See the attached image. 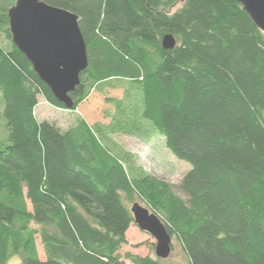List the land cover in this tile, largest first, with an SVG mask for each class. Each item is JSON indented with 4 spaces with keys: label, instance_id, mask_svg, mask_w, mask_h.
<instances>
[{
    "label": "trees",
    "instance_id": "trees-1",
    "mask_svg": "<svg viewBox=\"0 0 264 264\" xmlns=\"http://www.w3.org/2000/svg\"><path fill=\"white\" fill-rule=\"evenodd\" d=\"M44 1L78 16L87 44L69 111L99 85L129 80L142 120L191 165L187 199L131 177L85 119L68 130L38 119L40 97L66 108L12 41L16 0H0V264H166L120 254L136 198L189 264H264V33L239 0ZM166 35L173 50L162 48Z\"/></svg>",
    "mask_w": 264,
    "mask_h": 264
},
{
    "label": "rangeland",
    "instance_id": "rangeland-1",
    "mask_svg": "<svg viewBox=\"0 0 264 264\" xmlns=\"http://www.w3.org/2000/svg\"><path fill=\"white\" fill-rule=\"evenodd\" d=\"M182 5L183 2L178 3L172 12ZM1 44L6 45L5 39H1ZM139 91L129 80L115 79L105 82L97 87L89 100L76 113L51 105L45 108L47 103L40 97L36 116L41 121L54 122L63 130L75 126L79 117L85 119L105 146L123 161L131 177L148 176L167 183L176 196L186 200L181 185L183 178L191 170V165L175 158L168 150L164 138L150 123L142 120L140 113L142 98ZM3 111V99L0 94V113ZM6 136L7 133L0 127V137ZM135 202L148 208L139 198H136ZM129 206L131 208L133 204ZM29 209L31 210L30 205ZM126 239L127 244L120 251L122 257L127 253L141 257L149 255L155 257V249L152 248L155 239L149 233L141 231L135 224L127 232ZM37 244L40 256L44 259L39 239ZM165 263L189 264L181 245L175 238H173L172 255L165 260ZM9 264H21V259L16 257ZM125 264L132 263L125 260Z\"/></svg>",
    "mask_w": 264,
    "mask_h": 264
},
{
    "label": "water",
    "instance_id": "water-1",
    "mask_svg": "<svg viewBox=\"0 0 264 264\" xmlns=\"http://www.w3.org/2000/svg\"><path fill=\"white\" fill-rule=\"evenodd\" d=\"M255 25L264 33V0H239ZM12 41L26 56L39 78L67 110L81 84L80 76L89 67L88 49L75 14L48 5L44 0H17L9 13ZM177 45L172 35L162 40L164 50ZM134 224L155 239V257L168 260L173 238L159 217L134 203L130 208Z\"/></svg>",
    "mask_w": 264,
    "mask_h": 264
},
{
    "label": "crops",
    "instance_id": "crops-1",
    "mask_svg": "<svg viewBox=\"0 0 264 264\" xmlns=\"http://www.w3.org/2000/svg\"><path fill=\"white\" fill-rule=\"evenodd\" d=\"M49 104H47L46 106H45V108L48 106ZM48 108V107H47ZM44 109V108H43Z\"/></svg>",
    "mask_w": 264,
    "mask_h": 264
}]
</instances>
